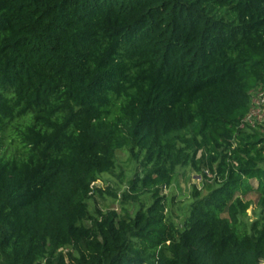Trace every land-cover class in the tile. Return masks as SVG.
Here are the masks:
<instances>
[{
  "label": "trees",
  "instance_id": "trees-1",
  "mask_svg": "<svg viewBox=\"0 0 264 264\" xmlns=\"http://www.w3.org/2000/svg\"><path fill=\"white\" fill-rule=\"evenodd\" d=\"M258 89L264 0H0V264L264 263ZM124 150L142 175L92 215ZM179 168L211 185L177 224Z\"/></svg>",
  "mask_w": 264,
  "mask_h": 264
},
{
  "label": "rangeland",
  "instance_id": "rangeland-1",
  "mask_svg": "<svg viewBox=\"0 0 264 264\" xmlns=\"http://www.w3.org/2000/svg\"><path fill=\"white\" fill-rule=\"evenodd\" d=\"M254 94L252 95V100ZM262 131V130H261ZM117 167L116 169L106 175H102L100 181L97 182L96 187L102 191V194H97L89 201V210L93 215L96 211L105 213L108 211H115L121 213V194L128 189V182L135 174L142 175V169L139 161L133 160L127 151H119L116 154ZM212 176L208 177L210 179ZM253 187H256V182L251 181ZM211 183L205 179L202 174H197L191 169L179 168L176 171L173 182L170 187L163 188L159 197L165 199L164 214L171 217L177 224L181 221V216L186 211V202L190 200L193 187L198 191L206 194L205 187ZM109 189L112 194L107 193ZM146 197H141L140 201H144ZM246 200L253 204L247 211V221L250 223L256 219L260 213V207L257 204V197L255 194H250ZM150 203L149 199H145ZM137 205L129 202L125 205L126 211L132 215L136 210ZM180 216V217H179ZM179 217V218H178ZM88 226V224H86ZM264 264V263H261Z\"/></svg>",
  "mask_w": 264,
  "mask_h": 264
},
{
  "label": "built area",
  "instance_id": "built-area-1",
  "mask_svg": "<svg viewBox=\"0 0 264 264\" xmlns=\"http://www.w3.org/2000/svg\"><path fill=\"white\" fill-rule=\"evenodd\" d=\"M253 94L254 99H251L249 112L241 122V129L245 128V126L255 127L264 124V91L258 89L255 92H252L251 96ZM205 175L210 177L207 172H205Z\"/></svg>",
  "mask_w": 264,
  "mask_h": 264
}]
</instances>
